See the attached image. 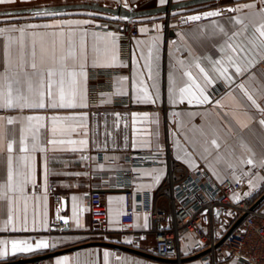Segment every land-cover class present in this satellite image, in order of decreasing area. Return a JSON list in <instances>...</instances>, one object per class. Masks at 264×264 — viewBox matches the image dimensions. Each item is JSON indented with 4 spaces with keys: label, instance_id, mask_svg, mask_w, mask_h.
<instances>
[{
    "label": "snow or ice",
    "instance_id": "1",
    "mask_svg": "<svg viewBox=\"0 0 264 264\" xmlns=\"http://www.w3.org/2000/svg\"><path fill=\"white\" fill-rule=\"evenodd\" d=\"M170 0H158V5H168ZM17 0H0V5H11ZM29 4L30 0H23ZM87 7V4H81ZM124 7H128L125 2ZM248 11H245V10ZM28 16H12L13 20L23 19L24 23H10L0 27V43L3 47V59L0 60V112H16L17 115L0 114V159L5 168L3 176H0V232H43L53 228L63 230L69 222L76 228L84 225L81 213L84 209L77 202L78 197H71V216L61 215L60 209L55 212L54 223L49 218L48 188L50 176H81L87 173L58 171L55 165H61L67 169L74 160H66L57 153H71L79 161H89L91 156L85 155L93 147L105 152L104 159L113 164L120 159L118 156H108V136L105 120L104 139L100 140V126L97 122L95 129L90 126L89 112L85 109L90 107L88 103V82L90 69H106L116 67L119 64L117 52L118 33L116 32H92L94 38L91 50L89 49V30L86 25L95 24L94 20L88 19H54L58 16H71V13L55 10V6L31 5L23 9ZM234 13L225 18V13ZM99 15V13H89ZM175 15V13H173ZM37 18H46L41 23L27 22ZM127 19V17H122ZM158 19V17H147ZM208 19L210 23L201 25L193 30L197 40H207L217 55L210 53L204 55L194 54V50L187 43V37L178 33L184 47L189 53V59H179L178 68L173 65L168 73L167 102L170 105H180L187 102L188 105H212L223 109L227 99L232 105V116L241 128L248 127V121L256 120L252 109L259 114L256 122L264 128V72L255 71L257 65L264 63V0H252L244 4H234L226 7H216L208 11L194 13L181 17V23L198 22ZM164 25L154 24L156 34L147 42V54L141 51L144 57V66L147 68L146 76L152 80L151 87L145 79V74H136L135 102L145 105H157L161 102V89L159 85V61L161 35ZM251 28V32L249 29ZM141 33H148L150 29L141 27ZM105 37L108 41L103 48L99 46L95 38ZM144 44V41H138ZM172 44L177 42L173 40ZM179 51V49H177ZM205 63L208 67H205ZM193 68L198 70L194 74ZM115 94H126L123 89V81L127 76L115 77ZM179 80V83H178ZM218 83L222 84L227 92L225 96L214 99L210 89ZM154 89V91L152 90ZM237 91L244 101L237 98ZM104 95V94H101ZM110 99V98H109ZM105 101H102L104 103ZM62 112L64 114H62ZM27 113V114H26ZM207 113V110H206ZM114 128L119 127L122 119L120 113H112ZM132 123L144 121L149 125L155 124V132L146 131L143 138L134 140L129 145L128 137H124L123 147L133 149L144 148L151 150L153 137L155 138V153L153 163L163 165L165 162L158 157L162 150L160 143L161 133L158 129L160 124L158 113L132 112ZM179 115V113H173ZM189 115H194L189 113ZM243 117L244 119H241ZM125 127L127 121L124 120ZM183 120L178 122V129L184 128ZM204 137L202 158L206 161L212 156L213 149L219 150V129L209 125L214 138L208 140L209 132L203 125L193 126ZM47 133V135H45ZM93 136L97 137L93 139ZM195 147L196 142L191 141ZM111 147L117 149L115 136H112ZM174 147L181 149L179 138ZM239 147L243 153L237 154L236 148L228 145L225 152L217 151L209 167L220 178L215 169L216 164H224L231 169V176L237 182L245 176L250 186V191L245 193L251 196L258 189H264V156L256 157V153L242 139ZM185 163L191 167L196 164L191 159V154L185 149ZM52 153L51 162L54 167H49V153ZM38 154L40 165L39 184L41 191L37 192L38 186ZM78 154V155H77ZM184 159L181 155L176 157ZM103 169L104 164H97ZM240 169V175H237ZM140 172V169H132ZM164 174L163 167L143 170V175L153 177V184H158ZM226 179V177H225ZM224 180H221L223 183ZM71 187V185H68ZM152 185H138V189L150 188ZM113 198H109L112 202ZM119 203L126 206L125 198H116ZM232 199L237 202L241 197L233 193ZM125 214V207H121L113 213L109 210L110 224L118 223V217ZM232 215V213H228ZM139 219V215H137ZM135 227H148V216L144 215L143 225L136 223ZM219 235V233H217ZM46 236H28L23 238H9L0 236V264H9L10 257L19 254H31L39 250H47L56 247V243ZM63 239V238H60ZM132 243L131 240L126 241ZM197 246L203 247L202 243ZM188 247V245H186ZM96 256V253H90ZM112 256L108 250L103 252L104 264H109ZM117 264H127L126 258L122 260L115 257ZM231 253L222 260V264H228ZM55 264H92L88 260L82 261L79 253L75 258L61 256L55 260ZM98 264V261L96 262ZM132 264H139L133 261ZM231 264H240L238 259L231 260Z\"/></svg>",
    "mask_w": 264,
    "mask_h": 264
},
{
    "label": "crops",
    "instance_id": "2",
    "mask_svg": "<svg viewBox=\"0 0 264 264\" xmlns=\"http://www.w3.org/2000/svg\"><path fill=\"white\" fill-rule=\"evenodd\" d=\"M63 0H30V4H41V3H50V2H60ZM71 1V0H69ZM74 1V0H73ZM76 1V0H75ZM83 1H98L101 3L112 4V5H124L125 2L129 7L132 6H143L145 8H153V7H161L158 5V0H83ZM189 0H170V3H178ZM252 2V0H226L218 4H212L208 6H204L196 10H204V9H212L221 6H232L234 4H244ZM26 5L23 3V0H17V3L11 5H0V8H9V7H18ZM166 6V5H165ZM245 11H248L247 9ZM191 12V11H190ZM71 13V16H58L54 19H88L94 20L95 24H89L85 27L89 30L88 43L89 49L91 50V46L93 44L94 38L91 36L92 32H116L119 26L118 19H115L111 16L104 15L99 13V15H89V13H97L91 11H71L67 12ZM185 11H179L172 14L171 17H166L164 15H158L154 17H158V19H147L142 18L138 19L139 29L141 27H146L150 29L148 33H141L136 38L133 39L130 46V51L128 54L123 52V48L118 36L117 42V52L119 57V64L116 67L106 68L113 69L117 72V76H127L129 79L127 81H123V89L126 94L110 96L107 99V105L110 106L115 100L116 96L119 97H127L130 99V107L127 109H112V111L108 112L103 116H95L91 111L90 105V79L88 82V103L90 107L85 109L89 112V121L90 126L95 129L97 122L100 126V134L99 139H104V129H105V120L107 121V130L111 134L108 136L109 149L107 151L108 156H118L119 160L113 164L111 161H106L104 159L105 152L103 150H97L96 148H92L89 152H85V155H89L92 157L89 161H79L77 157H74L71 153H57V155H62L66 160H74L75 162L70 164L67 169H63L61 165H55L58 171L64 170L68 172H80L87 173V175L81 176H50L49 177V188H48V207H49V218L53 222L54 213L57 206L61 205L65 210V215L71 216V207L72 200L71 197L73 195L78 197V203L84 209L81 213V220L84 227L76 228L72 225L70 221L71 230L66 233H59L54 231H43V232H0V236L9 237V238H23L28 236H46L49 240L55 239L56 247L47 249V250H39L31 254H19L16 257H10L9 262H13L20 259H28L40 255H44L53 251L69 248L72 246H76L79 244L86 243L90 239L89 231L91 227V212L88 204V198L94 187L100 185L105 178H110V180H114L115 176L122 172L132 171V169H140V172H135L134 176V190L138 194H148L152 201H157L158 207L161 210L166 211L169 215H171L170 202L168 197L158 199L156 197L160 188L166 183L168 179L169 166L166 163L163 165L159 164L155 167H141V168H131L125 162L126 154L129 152L143 151V152H155V138L153 137V147L151 150L144 148L133 149L130 146L128 148L123 147L124 137H128L129 145L132 141L143 138V134L146 131L155 132L157 130V126L155 124L149 125L147 122L141 121L133 125L132 118L130 115H126L132 112H149V113H158L160 124L158 129L161 133L160 143L162 145L161 153H165L167 150L170 153V159L172 161V166L175 170L176 174H180L184 169L190 171L204 170L206 171L215 181L221 182L227 179H231L236 181L231 176V169H228L224 164H216L215 169L219 172L220 178L213 173V168L209 167V162L213 161L217 151L225 152L228 145H232L236 148L237 154L243 153V150L239 147V142L242 139L245 143L249 145V147L256 153V157L259 158L264 156V128H262L256 120L259 119V114L252 109L253 115L256 117V120L248 121L247 128H241L237 123L236 119L233 118L232 105L226 99L224 101L225 107L223 109L216 107L214 104L212 105H188L187 102L180 105H170L167 102V88H168V73L170 70H174L171 66L175 65L178 68L177 61L179 59L188 60L189 53L184 47V41H181L178 33H183L187 37V43L191 45L194 50V54L204 55L206 53H210L213 56H216V50H214L207 40H197L196 33L193 31L198 29L201 25H207L210 23V20H205L202 22L194 23L190 26L180 27L178 26V20L182 17ZM229 15H235L234 13L225 14V18ZM46 18H37L34 20H30L27 22L32 23H41ZM23 19L17 21L10 18L0 19V27H4L10 23H24ZM161 23L164 25L163 31L161 33L163 40L160 45V61H159V85L161 89V102H158L157 105H145L138 104L135 102L136 95V74L137 72H142L145 74V79L147 80L149 86L151 87L152 80L148 79L146 76L147 68L144 66V57L140 55L141 51H144L145 55L147 54V42L150 37L155 35L154 24ZM251 28L249 32H251ZM96 42L99 44L101 48L105 46L108 42L105 37L101 36L95 38ZM175 40L177 43L172 44L171 42ZM138 41H144V44L138 43ZM179 49V51H177ZM3 59V47L2 43H0V60ZM205 67L208 65L205 63ZM92 70V69H90ZM255 71L259 74L264 72V63L257 65ZM194 74H198V70L193 68ZM179 83V80H178ZM116 86V85H115ZM154 91V89H152ZM227 89L220 83H218L214 88L210 89V93L212 94L214 99H219L222 96H225ZM237 98L244 101L243 97L237 91ZM110 98V99H109ZM264 103V101H262ZM207 110V113H206ZM118 112L124 118L121 120L119 127L113 131L114 128V117L112 113ZM173 113H179V115H173ZM189 113H193L194 115H189ZM2 115H17L16 112H0ZM27 114V113H26ZM62 114H64L62 112ZM241 119H244L241 117ZM124 120L127 121V127H125ZM183 120L185 127L178 129V122ZM194 125L199 126L203 125L205 130L209 132L207 137L208 140L214 138L209 125L212 127H218L219 129V143H221V148L219 150L213 149L212 156L208 157V160L202 158L201 153L203 152V141L204 137H201L199 132L195 130ZM47 135V133H45ZM112 136H115L117 139V143L120 144V147L117 149H113L111 147ZM97 137L93 136V139ZM179 138L181 149H177L174 147V143L176 139ZM191 141H195V147ZM191 154L192 161L196 164V167H191L190 164L185 163V159L189 157L185 155V151ZM181 155L184 159H177V155ZM247 154V153H243ZM78 155V154H77ZM52 153H49V167L52 168L54 165L51 162ZM164 160V159H163ZM97 164H104L105 167L100 169L97 167ZM163 167L164 174L162 175L158 184H153V177L143 175V170H150L152 168H160ZM4 162L0 159V176L4 174ZM237 175H240V169H237ZM226 177V179H225ZM249 177L245 176L241 181L242 189L237 193L244 199L246 197H254L264 191V189H258L252 193L251 196L245 195V193L250 191V186L247 183ZM42 182V178L40 177V165H39V154H38V186L37 192L41 191L39 184ZM152 185L150 188L138 189V185ZM71 185V187H68ZM105 202L108 207V212L111 209L113 213L121 207L126 206L122 205L117 201L116 198L124 197L126 202V193L123 190H110L105 192ZM109 198H113L112 202H109ZM240 199V200H241ZM236 201V200H235ZM148 216V227H135L136 223L143 225L144 223V215ZM137 215H139V219H137ZM123 216V215H122ZM122 216L116 218L118 219V223L110 224V242H115L123 245H127L130 247H134L146 252L152 253L154 246V236L149 232V224H150V216L147 211H139L135 214V222L132 230L126 229L122 225ZM109 215V220H110ZM63 238V239H60ZM131 240L132 243H128L126 241ZM188 245V244H187ZM190 245L183 247V258H189L192 255L190 254ZM108 250L112 253V256L109 258V264H117L115 257L119 256L122 260L126 258L127 264H132L133 261L139 262V264H166L161 263L143 256H139L136 254H132L129 252L119 251L112 248L106 247H90L81 250H77L71 253L59 255L50 259H46L41 261L38 264H55V260L61 256H70L75 258L79 253V256L82 261L88 260L92 262V264H104L103 262V252ZM90 253H96V256H90ZM183 264H204L202 259L192 260L185 262Z\"/></svg>",
    "mask_w": 264,
    "mask_h": 264
},
{
    "label": "built area",
    "instance_id": "3",
    "mask_svg": "<svg viewBox=\"0 0 264 264\" xmlns=\"http://www.w3.org/2000/svg\"><path fill=\"white\" fill-rule=\"evenodd\" d=\"M225 7V6H221ZM202 9L185 13L182 17L208 11ZM231 14V13H225ZM181 18V17H180ZM178 26L186 27L197 22L181 23ZM207 20V19H205ZM202 20V21H205ZM117 33L123 48L128 54L131 42L140 35L138 20H118ZM198 21V22H202ZM117 72L113 69H95L89 71L90 79V105L95 116H103L116 109L130 107V99L116 96L110 106L107 99L115 95V77ZM104 94V95H101ZM102 101H105L102 103ZM155 152L134 151L126 154L125 162L131 168L155 167L159 163H153ZM159 160H166L169 166L168 179L160 188L156 197L158 199L168 197L171 215L159 209L157 201H152L148 194H138L134 190L133 171L122 172L115 176L114 180L105 178L102 183L94 187L89 195L88 204L91 212V227L89 231L91 241H109L110 226L109 212L105 202V192L110 190H123L126 193V211L122 216V225L132 230L135 222V214L139 211H147L150 216L149 232L154 236L152 253L158 257L177 260L183 259L184 245H190V254L196 255L208 251L201 259L204 264H222L228 253L231 260L238 259L240 264H264V202L255 210L251 207L258 200L254 197H246L239 202L232 199L233 193L242 189V184L231 179L223 183L215 181L206 171H190L184 169L176 174L170 159L168 150L160 153ZM60 214L65 215L64 208L59 205ZM55 209V212H56ZM232 213V215H228ZM247 217L239 227L227 236L233 224L244 214ZM61 224L62 222L55 221ZM71 230L68 227L63 230L53 228L52 231L66 233ZM219 233V235H217ZM202 243L204 246L199 247Z\"/></svg>",
    "mask_w": 264,
    "mask_h": 264
},
{
    "label": "water",
    "instance_id": "4",
    "mask_svg": "<svg viewBox=\"0 0 264 264\" xmlns=\"http://www.w3.org/2000/svg\"><path fill=\"white\" fill-rule=\"evenodd\" d=\"M226 0H189L184 2H178V3H170L166 6H163V10L161 7H153V8H145L143 6H132V7H124V5H112V4H106L101 3L98 1H83V0H63L60 2H50V3H41L39 5H45V6H55L56 11L60 12H71V11H91V12H97L104 15L111 16L118 20L123 21H131V20H138L142 18L147 17H154L158 15H164L166 17H171L173 13H177L179 11H185L190 12L195 9L212 5V4H218ZM87 4V7H81V4ZM31 5H37V4H30V5H23L18 7H9V8H0V19L8 18V14H11L12 16H28V13L26 11H23V9L30 7ZM122 17H127V19H122ZM264 202V194H262L258 200L254 203V205L251 207V211L257 209L262 203ZM247 217V213L242 215L231 227L229 230L228 235L233 233L239 225L244 221V219ZM90 247H106V248H112L119 251L129 252L132 254H136L139 256H143L161 263L166 264H178L179 262L177 260H170L158 257L154 255L153 253L146 252L134 247H130L127 245L115 243V242H109V241H89L83 244H79L76 246H72L69 248L53 251L44 255L28 258V259H20L13 262H9V264H38L41 261H44L46 259H50L59 255L71 253L77 250L90 248ZM208 251H204L202 253L196 254L194 256H191L189 258H183L181 259L180 263H185L192 260H197L202 258L204 255H206Z\"/></svg>",
    "mask_w": 264,
    "mask_h": 264
},
{
    "label": "trees",
    "instance_id": "5",
    "mask_svg": "<svg viewBox=\"0 0 264 264\" xmlns=\"http://www.w3.org/2000/svg\"><path fill=\"white\" fill-rule=\"evenodd\" d=\"M262 194H264V191L261 192L260 194H258L257 196H254V200H257ZM91 240H88L87 242H89Z\"/></svg>",
    "mask_w": 264,
    "mask_h": 264
}]
</instances>
